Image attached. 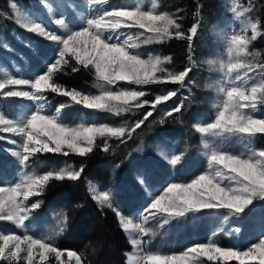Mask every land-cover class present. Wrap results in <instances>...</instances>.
Here are the masks:
<instances>
[{
    "label": "rangeland",
    "instance_id": "rangeland-1",
    "mask_svg": "<svg viewBox=\"0 0 264 264\" xmlns=\"http://www.w3.org/2000/svg\"><path fill=\"white\" fill-rule=\"evenodd\" d=\"M26 1L27 4H23L10 0L9 7H0V80H32L45 74L51 63L59 58L58 49L62 45L32 32L25 24H40L47 32L66 37L72 31L83 30L89 19H98L103 13L140 8L155 14H168L179 25L178 31L183 33V37L177 36V29L173 28L170 37L159 40L149 39L152 34L138 28L103 30L104 37L118 34L119 43L126 46L131 54L142 59L159 57L163 61L162 70L157 73V82L136 85L119 81L110 86L113 91L123 89L145 93L137 101H131L127 111L88 109L76 104L70 97L50 90L45 91L39 101L0 95V114L18 125H23L39 109L41 115L55 117L58 124L69 128L108 125L126 129L125 136L120 138L108 134L95 136L93 148L99 145L106 152L112 167V179L108 184L87 178L86 185L101 206L109 207L96 197L103 192L109 193L110 208L117 213L130 243L126 252L127 264H150L147 261L149 255L178 256L196 244L204 243L246 252L264 240V198H254L240 213L229 209H201L184 216L169 217L167 214L153 216L151 212L155 210H150L151 201L163 195L172 183H191L199 175L212 172L208 161L213 150L226 151L242 158L264 151V133L249 137L199 131V128L214 122L218 111L223 110L226 91L221 89L237 86L250 90L252 86L264 84V63L259 61L258 54L264 47V32L257 12L258 5L264 1L197 0V5L193 0H101L97 4L90 0ZM57 20L63 21V24H58ZM193 26L197 27V34L189 40L187 37L191 35ZM233 35L246 38V50L239 56L229 53ZM258 38H262L263 45L250 49V43ZM168 41H173L175 45L179 43L178 48L164 47ZM71 60L75 68L92 71V81L80 88H67L53 82L62 90L100 95L103 82L98 81L94 66L86 68L79 65L69 53L65 61L69 63ZM186 68L193 73L188 74L182 84L171 82L169 74ZM9 90L35 91L28 85H9L0 92ZM172 91L175 96L153 108L155 97ZM256 103L257 108L245 109L246 113L254 118H264V99H261L260 93ZM136 104L141 107H136ZM176 108L180 111L176 112ZM149 111L152 115L144 119ZM141 120L144 121L141 127L132 131ZM129 132L131 135H128ZM0 137H3L0 138V187L15 188L24 182L25 175H45L62 169L79 171L83 168L76 158L81 155L66 147L60 153H36L29 161L21 163L13 152L23 154L22 136L0 131ZM173 160L176 163H172ZM229 184L237 186L235 181L223 178L222 186ZM41 193L38 190L27 200L23 196L18 197V203L24 210L21 215L27 217L26 227H20L15 221L0 220V235H29L50 243L63 253L57 257L54 252H46L41 260L39 253L43 250L37 248L33 253L34 264H84L77 252L56 244L66 231L67 206L44 207ZM34 204L39 206L33 207ZM2 245L3 241H0ZM21 247L26 248V245ZM9 251H14L11 242L10 248L5 251L8 258H0V264H27L26 251L20 253L19 261L10 257ZM69 252L76 255L69 256ZM189 264H259V260L208 261L206 256L192 254Z\"/></svg>",
    "mask_w": 264,
    "mask_h": 264
},
{
    "label": "snow or ice",
    "instance_id": "snow-or-ice-1",
    "mask_svg": "<svg viewBox=\"0 0 264 264\" xmlns=\"http://www.w3.org/2000/svg\"><path fill=\"white\" fill-rule=\"evenodd\" d=\"M90 2L97 4L101 0H90ZM56 22L63 24L61 20ZM25 27L62 45L58 49L59 58L51 63L45 74L37 75L32 80H0V90L9 85H28L35 91L9 90L6 93L0 92V95L22 96L39 101L43 99V93L50 90L53 93L68 96L76 104H82L88 109L106 111H127V106L130 105L131 101H137L145 95L143 91L136 90L113 91L110 86L119 81L136 85L157 82V73L162 70L163 61L159 57L142 59L139 55L131 54L126 46H121L119 43L118 34L104 37V29L138 28L152 34L149 39L163 40L170 37L172 35L171 30L176 28V35L183 37V33L178 31L179 25L168 14H155L153 11H143L140 8L103 13L98 19H89L83 30L72 31L66 37L47 32L40 24H25ZM190 33L191 35L187 37L189 40L197 34V27L193 26ZM143 34L142 32L141 35ZM246 46L244 36L233 35L230 40L229 53L239 56L245 52ZM132 47L134 48L136 45H132ZM69 53L79 65L86 68L89 65L94 66L98 81L103 82L100 85L102 88L100 95H85L76 90H62L60 85L53 82V75L59 70L62 62L66 63L65 57ZM73 71H77V68L74 67ZM189 71L190 69L186 68L179 73L169 74L171 82L182 84ZM221 91H226L223 110L218 111L214 122L209 123L207 127L199 128L200 132L213 131L219 135L227 132L249 137L255 136L257 133H264V118H254L245 111V109L257 108L258 93L261 94V99H264V84L252 86L250 90L231 86L226 90L221 89ZM175 95L176 93L172 91L167 95L155 97L153 108ZM144 103L148 102L145 101ZM136 107H141V105L136 104ZM175 111L179 112L180 109L176 108ZM169 114L171 115V113ZM151 115V111L147 112L144 119ZM143 122V120L138 121L132 131L140 128ZM0 126H3L0 128L2 132L19 133L22 136L23 154L13 152V155L20 158L21 163H26L36 153H60L64 151L65 147L84 156L92 152L95 136L108 134L120 138L126 134L125 128H113L108 125L99 127L81 125L79 128L62 126L56 122L55 117L41 115L39 109L23 125H18L7 119L4 114H0ZM128 135L131 133L129 132ZM11 142L16 143L15 141ZM105 150H108L107 145H105ZM64 154L67 155V152ZM172 163H176V160H173ZM208 167L213 171L199 175L191 183H172L163 195L155 197L150 204V210H155L151 214L153 216L167 214L169 217L184 216L185 213L197 212L201 209H229L240 213L252 203L254 198H264V151L254 153L248 158H242L240 155L228 154L226 151L213 150L208 161ZM81 172H83V168L79 171L62 169L56 172L49 171L45 175H25L23 177L24 182L17 184L15 188L0 187V220L15 221L20 227H26L25 220L27 217L21 215L24 210L18 203V197L23 196L27 200L28 197L36 195L38 190L42 191L52 179L75 181L80 177ZM217 177H221V179L218 180ZM225 177L235 181L237 186L233 187L231 184L222 186ZM96 199L100 200L101 203L108 204L109 207L111 206L108 192L101 193ZM38 206V204L33 205V207ZM140 230L145 231L144 229ZM0 241H3V245L0 246V258L4 259L8 258L5 256V251L10 248V242L14 251H9V256L19 261L21 259L20 253L26 251L27 264H34L33 253L37 248L43 250L39 253L41 260L45 258L46 252H54L57 257L63 255L50 243L41 239H33L29 235L23 237L0 235ZM22 244L26 245V248H22ZM192 254L206 256L208 261L223 260L227 262L233 259L243 261L244 258H249L251 260L258 259L259 264H264V240L250 247L246 252L217 247L213 243H204L196 244L178 256L149 255L147 261L150 264H189ZM68 255L75 256L76 254L69 252ZM78 259L79 257H77Z\"/></svg>",
    "mask_w": 264,
    "mask_h": 264
},
{
    "label": "trees",
    "instance_id": "trees-1",
    "mask_svg": "<svg viewBox=\"0 0 264 264\" xmlns=\"http://www.w3.org/2000/svg\"><path fill=\"white\" fill-rule=\"evenodd\" d=\"M9 1L0 0V7H9ZM16 1L27 4L26 0ZM193 3L198 4L197 0H193ZM257 12L264 32V2L258 5ZM177 44L168 41L164 47L168 49L171 46L176 49L179 46ZM261 45L262 38H258L249 47L253 50V47L258 48ZM179 54L181 55L180 51ZM258 54L259 61L264 63V47ZM73 68L72 60L63 63L53 75V80L67 88H80L92 81V71L90 73L85 68L73 71ZM192 73L190 70L189 75ZM262 138L264 141V134ZM76 158L83 164L80 177L75 181L52 179L44 186L40 195L44 207L64 205L68 208L66 231L56 244L60 248L77 252L84 264H127L126 252L130 243L117 213L110 207L98 204L86 185L87 178H93L100 183L111 182L112 167L106 152L101 146L95 145L91 153Z\"/></svg>",
    "mask_w": 264,
    "mask_h": 264
}]
</instances>
